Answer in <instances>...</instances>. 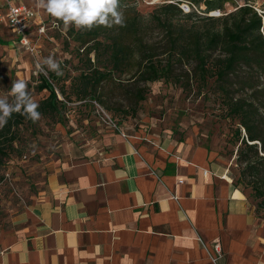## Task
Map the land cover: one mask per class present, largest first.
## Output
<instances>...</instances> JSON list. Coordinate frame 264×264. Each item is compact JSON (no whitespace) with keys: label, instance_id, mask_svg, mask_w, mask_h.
<instances>
[{"label":"crops","instance_id":"obj_1","mask_svg":"<svg viewBox=\"0 0 264 264\" xmlns=\"http://www.w3.org/2000/svg\"><path fill=\"white\" fill-rule=\"evenodd\" d=\"M139 140L109 133L98 155L55 162L0 235V264H212L197 235L221 242L220 264H264V219L230 163L204 147L154 153Z\"/></svg>","mask_w":264,"mask_h":264},{"label":"rangeland","instance_id":"obj_2","mask_svg":"<svg viewBox=\"0 0 264 264\" xmlns=\"http://www.w3.org/2000/svg\"><path fill=\"white\" fill-rule=\"evenodd\" d=\"M30 1L26 0L27 3H31ZM145 1L135 0L131 3L130 0L128 5L135 6L139 12L148 15L154 8L146 5ZM191 1L196 6V9L191 7L195 10L193 17H177V21L187 29L206 27L209 22H203L201 19L210 16L205 12V0ZM244 2L264 11V0H229L221 11H234L237 5ZM120 10L124 12L123 8ZM41 12L43 13L42 10ZM48 18V21L55 20L49 15ZM58 22L59 26L48 28L47 36L48 41L61 46L60 48L56 45L60 53H56L40 38L38 44L42 51L38 61L48 56L54 57L58 62L59 57L65 58L67 63L64 72L78 76L88 66L85 61L78 65L75 59L78 54H82L79 51L81 42L77 38L82 35L89 49L94 44L93 32L104 26L91 30H77L75 27L65 30L62 22ZM147 32L146 38L149 42L166 43L167 34L162 28L150 25ZM98 36L104 39L106 35L100 30ZM20 55L29 63L24 65ZM63 68L61 66L60 70ZM187 70V66H178L176 69L177 74L182 77L181 85L164 79L149 83L146 87V98L138 103L134 100L137 84L130 85L123 83L124 81L119 83L114 79L104 81L96 95L107 102L106 106L90 97L77 99L71 83H68L66 94H69L70 99L59 93V98L65 102V105L60 106L59 114H41V119L36 122L25 118L15 129L16 141L13 147L9 148L10 153L0 160V235L12 226L16 215L21 213L41 190L55 162L71 157L72 153L78 150H93L98 155L107 150L103 137L109 133L137 135L140 138L139 143L154 153L168 143L174 150L178 146L183 149L186 146L204 147L217 157L229 160L231 176L233 180H237L240 171L235 160L237 146L233 135L236 125L223 117L219 93L212 83L213 79L206 86L196 81H191L189 85L186 81ZM37 71L33 58L19 49L11 31L0 23V97L9 93L13 81L24 79L37 102L45 98L48 93L37 90ZM50 73L53 74L48 71L46 75ZM139 84L144 86L143 83ZM8 99L11 101L12 97L8 96ZM106 115L114 120L119 130L105 122ZM238 187L246 193L251 192L250 187L245 184H239ZM257 215L263 217L264 209Z\"/></svg>","mask_w":264,"mask_h":264},{"label":"trees","instance_id":"obj_3","mask_svg":"<svg viewBox=\"0 0 264 264\" xmlns=\"http://www.w3.org/2000/svg\"><path fill=\"white\" fill-rule=\"evenodd\" d=\"M128 1L120 0L124 26L102 27L100 30L106 35L104 39L98 38L100 30L94 31V44L89 49L81 34V38H77L81 42L79 51L82 54L75 59L78 65L85 61L86 70L72 76L64 72L67 60L59 57L60 68L64 67L59 74L45 75L38 71L37 90L48 94L38 102L37 110L41 114H59L60 106L65 105L59 93L70 99L66 94L68 83H71L77 99L90 97L107 106L96 92L109 79L137 84L134 100L138 103L146 98L149 83L164 79L181 85L182 77L176 69L187 66L189 85L196 81L206 86L213 79L223 117L236 125L233 135L240 175L233 184L237 188L239 184L250 187L251 192H244L259 214L264 209V11L244 2L234 11L222 12L229 0H205V12L210 16L201 19L209 23L206 27L187 29L179 24L177 17H193L194 9L186 13L180 6L184 2L195 5L191 0L155 3L144 0L146 5L154 8L148 15L139 12L135 6L130 7ZM215 11L220 14L211 15ZM42 15L49 19L45 12ZM150 25L165 31L166 43L149 42L146 34ZM51 42L48 38L43 39V43L60 53L58 44ZM24 119L25 116L13 113L8 123L0 128L1 161L10 153L9 148L16 141L15 129ZM258 217L264 219V216Z\"/></svg>","mask_w":264,"mask_h":264},{"label":"clouds","instance_id":"obj_4","mask_svg":"<svg viewBox=\"0 0 264 264\" xmlns=\"http://www.w3.org/2000/svg\"><path fill=\"white\" fill-rule=\"evenodd\" d=\"M34 6L62 22L65 30L70 27L77 30H91L98 26L122 27L125 24L124 13L120 10V0H34ZM23 43L35 53L27 37ZM36 68L45 75L48 71L60 73V64L52 56L38 61ZM8 96L12 97L11 101ZM38 108L39 104L29 92L27 82L24 79L13 81L9 93L0 97V128L8 123L13 113H19L33 122L39 121L41 113Z\"/></svg>","mask_w":264,"mask_h":264},{"label":"built area","instance_id":"obj_5","mask_svg":"<svg viewBox=\"0 0 264 264\" xmlns=\"http://www.w3.org/2000/svg\"><path fill=\"white\" fill-rule=\"evenodd\" d=\"M161 0H150V3L159 2ZM32 3H27L26 0H0V23H6L9 30L16 38L19 49L33 58L35 64L38 62V57L41 55V46L38 44L40 38H48V28H55L59 25L57 20H50L44 18L41 10H37ZM181 8L184 12H190L191 7L196 9L192 3H182ZM219 11L212 12L211 15H219ZM47 21V22H46ZM28 38L30 47L35 49V53L29 50V46L24 45L23 41ZM38 73V71H37ZM105 122L111 125L114 129L119 130L117 124L110 118L105 116ZM126 136V135H125ZM183 180H178L181 184ZM174 199L178 196L173 194ZM197 239L208 254L212 264H220L221 259L224 257L222 244L219 240H213L208 245L201 236L197 235Z\"/></svg>","mask_w":264,"mask_h":264}]
</instances>
